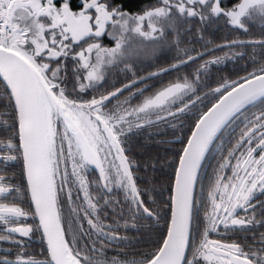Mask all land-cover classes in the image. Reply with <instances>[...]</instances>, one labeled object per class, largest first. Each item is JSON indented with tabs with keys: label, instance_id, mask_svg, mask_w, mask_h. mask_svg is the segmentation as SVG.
I'll return each mask as SVG.
<instances>
[{
	"label": "trees",
	"instance_id": "16d2710c",
	"mask_svg": "<svg viewBox=\"0 0 264 264\" xmlns=\"http://www.w3.org/2000/svg\"><path fill=\"white\" fill-rule=\"evenodd\" d=\"M163 1L167 5L166 0H99L98 3H103L107 10L134 14L157 7ZM220 1L225 10L240 2ZM181 4L184 8L177 4L168 6L156 29V37L152 35L144 42L140 54L118 62L105 73L108 79L104 84L119 82L113 88L130 82L127 86L132 97L126 106L133 109L154 92L174 83L184 82L187 87L184 99L176 102L172 110L198 98L177 115L153 124L139 126L140 121L130 116L126 123L121 121L115 125L114 132L126 151L140 202L129 186L125 189L114 183H101L98 174L85 163L78 176L73 174L71 167L74 163L79 164V160L75 155L70 157L68 148L73 145L66 147L62 138L58 139L60 153H57L55 137L61 132L60 124L64 123L51 106L55 135L50 149L58 214L68 249L80 264H147L154 258L170 220L172 185L179 157L196 121L227 89L264 73V9H250L242 17L241 25L234 26L229 23L228 15L215 11L212 1L194 2L193 6ZM188 7L193 12H189ZM104 43L112 45L113 42L110 38ZM34 58L39 65L50 66L46 72L50 73L51 67L57 70L56 79L60 80L66 98L80 99L78 96L84 92L76 81L82 78V70L76 58L70 54L49 58L44 53ZM47 86L55 97V88ZM98 88H91L92 96L89 97H99L103 92L99 93ZM56 99L65 106L60 98ZM115 109L117 113L119 107ZM53 114L58 119L56 123ZM64 129L80 156L65 125ZM0 143L16 161L15 175L24 189L23 195L19 196L29 207L16 109L1 79ZM262 148L264 97L225 124L204 157L195 186L184 264H205L204 248L210 238L226 240L250 256L254 264H264V188L234 209L223 223L210 225L212 214L215 215L210 209V194L215 184L234 178L236 164L241 158L256 156ZM29 214L34 221L30 236L33 244L19 243L18 250L22 249L20 254L26 260L25 264H51L39 226L31 211ZM227 222H233V225ZM1 243L3 248L9 247L7 243ZM0 257L13 260L7 253Z\"/></svg>",
	"mask_w": 264,
	"mask_h": 264
},
{
	"label": "water",
	"instance_id": "95a60500",
	"mask_svg": "<svg viewBox=\"0 0 264 264\" xmlns=\"http://www.w3.org/2000/svg\"><path fill=\"white\" fill-rule=\"evenodd\" d=\"M184 1L191 4L190 0ZM97 2L98 0H89L87 6H92ZM214 6L217 12L227 14V11L219 5L218 0L214 1ZM67 11L68 7L63 6V21L70 39L74 43L86 40L89 37L88 20H78L73 17L71 12L67 13ZM0 79L6 85L16 109L26 185L49 261L51 264H80L68 249L58 214L51 149L49 148L45 121L44 97L58 111L67 131L78 144L86 164L100 172L97 155L82 129L65 107L53 96L31 63L21 54L3 46H0ZM263 97L264 73H260L227 89L196 121L177 164L172 185L170 220L166 236L154 258L147 264H184L189 242L195 186L204 157L225 124L245 107ZM108 98L109 96L90 106L94 107ZM197 99L195 98L167 114L146 120L139 126L153 124L177 115ZM97 120L100 122L105 137L117 145L131 188L137 201L140 202L127 160L118 141L109 127L101 119L97 118ZM0 214L24 216L13 209H0ZM17 230H13L12 233L25 236L26 232L19 234ZM211 251L216 255L228 256L233 264L249 263L247 259L234 256L218 248H211ZM0 262L25 264L6 258H0Z\"/></svg>",
	"mask_w": 264,
	"mask_h": 264
},
{
	"label": "rangeland",
	"instance_id": "374dc122",
	"mask_svg": "<svg viewBox=\"0 0 264 264\" xmlns=\"http://www.w3.org/2000/svg\"><path fill=\"white\" fill-rule=\"evenodd\" d=\"M13 1H15V5L9 11V3ZM24 1L30 0H3V17L12 30V36L6 42H1L0 46L14 50L25 57L41 78L43 77L46 65H39L34 58L35 55L44 53L46 57L58 58L59 56H68L70 54L77 59L79 69L82 70L84 82L82 85L78 84V88L81 89L82 87V92L91 89L95 83L99 82L101 77L105 75L104 70L114 68L118 62L140 54L138 52L144 49V42L148 41L152 35L156 37V29L165 17L168 6L177 4L181 8H184V5L181 4L183 3L182 1L166 0L168 2L167 5L163 1L157 7L146 8L140 12L129 14L117 11L116 9L107 10L103 3H99L95 7L96 15L99 16L98 19L100 18L99 26L101 28L104 24L106 26V22L110 20L112 31L109 35L113 42L112 45L102 43L95 38L80 44H72V40H68L70 37L66 29L59 22V20H62L61 6L54 5L53 0H34L33 5H27ZM67 1L62 0L60 5H67ZM174 1H176L175 4ZM191 1L193 3H203L213 0ZM253 8L264 9V0H240L234 7L227 8L226 15H228L229 23L234 26H240L242 17ZM188 11L193 12V9L189 8ZM106 64L108 65L105 66ZM51 86L55 88L59 94V98L66 105L64 106L65 109L79 127L84 130L90 143L94 146L92 139L95 134V122L92 118V113L97 111V108H90L89 105L95 103L96 99L91 97H88L87 100L84 99L86 101L68 99L63 95L61 84L51 82ZM186 87L187 83H174L154 92L138 106H135L136 108H131V116L142 123L147 119L149 120L151 116L158 117L162 116V113H169L176 102L184 99ZM44 108L50 148L51 140L53 135H55L53 130L54 124L53 126L51 125L53 109L48 105L45 97ZM52 117L53 122L56 123L58 119L55 114ZM60 131L55 137L57 153H60V149L58 148V145H60V141L58 143L59 138H62L66 142H62L66 147H68L67 144L73 145L72 148H68V153L70 157L75 155L79 160V164L74 163L71 167L73 174L78 176L82 167L79 155L76 152L71 137L66 133L65 129L63 130L61 127ZM261 150L256 156L241 158L236 164L234 178L222 182L219 181L215 184L210 194V209L212 212L217 210L216 219L218 218L219 221L230 217L234 209L264 188V148ZM72 159L74 160L75 158ZM208 245L207 242L204 248L206 251L203 256L205 261L209 258H216L209 253Z\"/></svg>",
	"mask_w": 264,
	"mask_h": 264
},
{
	"label": "flooded vegetation",
	"instance_id": "af4514ba",
	"mask_svg": "<svg viewBox=\"0 0 264 264\" xmlns=\"http://www.w3.org/2000/svg\"><path fill=\"white\" fill-rule=\"evenodd\" d=\"M61 1L62 0H53V4L56 6H61V10H62L63 6H67L68 7L67 13L71 12L73 17L78 19V20H81V21L88 20L89 37L86 40L81 41L77 44H80L82 42H86L88 40H91L92 38H95L96 40H100L102 43H104L106 40L110 39L109 33L112 31L111 30L112 28H110V24H111L110 20L106 22V26H105V24L102 28L99 26L100 25L99 24L100 18L98 19L99 16H97L96 12H95V7L97 4H99L98 2L92 6H87V3L89 0H78L75 3L70 2V0H68L67 5L66 4L60 5ZM179 1H182L183 3H185L189 6L194 5V3L191 0H190L191 4L186 3L184 0H177V2H179ZM214 1L215 0L212 1V6L215 9ZM24 2L27 5H30V4L33 5L34 0L24 1ZM174 2H176V1H174ZM218 2H219V5L221 6V1L218 0ZM14 5H15V1L10 2L9 6H8V10L10 11ZM221 8H223V7L221 6ZM59 22L62 23L60 25H63L64 28L66 29V25L63 21V13H62V20H59ZM66 32H67V29H66ZM49 58H51V57H49ZM107 65L108 64H106L105 66H107ZM49 67H50L49 65H46V69H49ZM109 69H111V68L104 70V74ZM116 70H118V68H116ZM56 73H57L56 69L52 70V67H51L50 73L46 72V70L43 71V75H42L43 77L41 79L46 84H48L49 86L51 85V82H55V83L60 84V80L56 79ZM83 79H84V77L82 76V78H79V80L76 82L79 85H82V83L84 82ZM106 79H108V77L103 75V77H101V80L92 86V88L93 87L94 88L100 87L97 89V91H99V93L101 91L103 92L102 94L99 95V97L95 98L96 99L95 102L109 96V98L107 100H105L102 103L94 106V109L97 108V111L92 113V118L95 122V132H94L95 134H94V138L92 139V141L94 142V146H92L88 136L86 135L84 130H82L84 132L85 136L87 137L90 146L93 148V150L95 151V154L97 155V158L99 161V166H100V172H97L95 169L91 168L90 166H88L86 164V162L84 161V158L82 156V152H81V150L77 144L78 149H79L78 151L80 153L79 157L82 161V164L85 163L89 168H91V170L95 171L98 174V177H99L101 183L105 184V182H110V184L114 183L113 184L114 186H121L125 189L127 188V186H129L131 188V185H130L128 177L126 175L124 165H123V161H122L121 155L118 151L117 145L113 144L110 140H108L105 137L104 131L101 129L100 122L97 120V118L101 119L109 127V129L113 133L114 137L118 141V143H119V145L123 151V154L127 160L126 151L121 146L117 136L115 135L114 130H115L116 124L120 123L121 121L126 123V121H128L130 116H131V107L126 106L129 102L130 98L132 97V95H131L132 92L129 90V86H127L130 84V82L126 83L124 85H120L117 88H113L119 82L113 81L110 83V85H106V84H104ZM79 87H81V86H79ZM81 89H82V87H81ZM91 90L92 89H89L87 91L84 90V93H82L78 97H80V99H87L89 96H92V94L90 93ZM122 91H124V92H122ZM54 92H55V98L59 99V96H58L59 94L57 93V91L54 90ZM121 92L124 94L121 95ZM113 93H115V95L111 96V94H113ZM116 97H117V99H115ZM48 105L51 106L49 104V102H48ZM89 107L92 108L90 105H89ZM116 107H119L117 113H116V109H115ZM117 116H118V118H117ZM16 117H17V114H16ZM17 122H18V120H17ZM60 126L64 130V125L60 124ZM64 134H65V131H64ZM75 148H76V145H75ZM9 154H10V152L7 154L4 150L3 145H1V143H0V209H13V210L19 211L24 216L23 217H16V216H11V215L0 214V255H5L7 253V255H10L11 257H13V260L26 263V260L20 254V252H22V249L18 250V244L20 243L19 245H22L21 243L25 242V241L31 242V244H33V242L30 239V236H31V234H33L34 221H32V216H30L29 212L30 211L32 212L35 220H36V217H35L32 205H29V207H28V203L25 202V199L24 198L21 199L19 196V194L23 195V191H24L23 184L21 182H19L18 176L15 175V173L17 171V168L15 166L17 164H16V161L14 158L9 157ZM23 173H24V168H23ZM24 179H25V174H24ZM25 186H26V189L28 192L26 180H25ZM127 194H129V193L127 192ZM28 196H29V193H28ZM210 206H211V199H210ZM216 211L217 210H215V215H214V213L212 214V218H211V222H210L211 226H215L219 223L224 222V221H222L224 218L221 219L220 221L218 218L216 219V215H217ZM36 222H37V220H36ZM227 223H228V225H233V222H227ZM13 230H15V231L17 230V232H19V234H24L26 232L25 236L16 235V234L12 233ZM1 242L7 243L9 245V247L3 248ZM208 244H209L208 245L209 253L216 257L215 259L209 258L208 260H206V263H208V264H214L216 262H220L221 264H233L230 262V259L228 256L216 255L211 251V248L221 249L225 252H229V253L233 254L234 256L247 259L249 261L248 264H254V262L251 260L250 256H248L246 253H244L242 251H239L236 248L237 247L236 245H234L232 243H228L226 240L221 241L220 239L217 240L214 238L213 239L210 238L208 240ZM210 244H212V245H210Z\"/></svg>",
	"mask_w": 264,
	"mask_h": 264
},
{
	"label": "built area",
	"instance_id": "2783aa9c",
	"mask_svg": "<svg viewBox=\"0 0 264 264\" xmlns=\"http://www.w3.org/2000/svg\"><path fill=\"white\" fill-rule=\"evenodd\" d=\"M2 4L3 0H0V44L6 42L12 36V30L3 17Z\"/></svg>",
	"mask_w": 264,
	"mask_h": 264
}]
</instances>
